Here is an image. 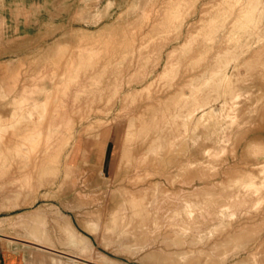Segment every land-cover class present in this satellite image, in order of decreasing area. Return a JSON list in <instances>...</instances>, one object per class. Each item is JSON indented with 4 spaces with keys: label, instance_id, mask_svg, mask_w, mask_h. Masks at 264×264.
Wrapping results in <instances>:
<instances>
[{
    "label": "rangeland",
    "instance_id": "rangeland-1",
    "mask_svg": "<svg viewBox=\"0 0 264 264\" xmlns=\"http://www.w3.org/2000/svg\"><path fill=\"white\" fill-rule=\"evenodd\" d=\"M0 233L264 264V0H0Z\"/></svg>",
    "mask_w": 264,
    "mask_h": 264
},
{
    "label": "crops",
    "instance_id": "crops-1",
    "mask_svg": "<svg viewBox=\"0 0 264 264\" xmlns=\"http://www.w3.org/2000/svg\"><path fill=\"white\" fill-rule=\"evenodd\" d=\"M82 241L88 245V242ZM85 262V259L81 258L80 249L63 251L32 242L28 238L0 233V264H85ZM90 264L100 263L95 261Z\"/></svg>",
    "mask_w": 264,
    "mask_h": 264
},
{
    "label": "bare ground",
    "instance_id": "bare-ground-1",
    "mask_svg": "<svg viewBox=\"0 0 264 264\" xmlns=\"http://www.w3.org/2000/svg\"><path fill=\"white\" fill-rule=\"evenodd\" d=\"M64 115H65V114H64ZM52 117H53V116H52ZM55 117H56V116H55ZM59 118H60V117H59ZM64 118H65V117H64ZM64 118H63V119H64ZM137 118H138V117H137ZM60 119L62 120V118H60ZM51 121H52V120H51ZM55 121H58V122H59L60 120L56 118ZM52 123H53V122H52ZM59 123H60V122H59ZM55 126H57V125H55ZM85 243H86V242H85Z\"/></svg>",
    "mask_w": 264,
    "mask_h": 264
}]
</instances>
